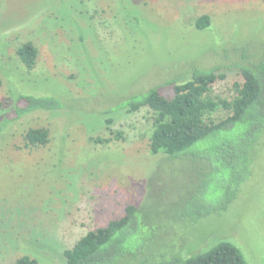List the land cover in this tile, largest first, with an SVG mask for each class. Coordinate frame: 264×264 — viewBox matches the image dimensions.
Segmentation results:
<instances>
[{
  "label": "rangeland",
  "instance_id": "1",
  "mask_svg": "<svg viewBox=\"0 0 264 264\" xmlns=\"http://www.w3.org/2000/svg\"><path fill=\"white\" fill-rule=\"evenodd\" d=\"M202 14L209 30L194 26ZM263 40L264 0H0V264L22 254L62 264L65 248L128 204L149 223L131 263L227 240L247 264H264V132L236 197L199 216L228 187L209 170L217 160L150 154L152 110L118 109L152 86L171 96L164 82L196 65L218 67L225 75L212 93L230 98L241 80L227 68L239 59L236 42L255 59ZM24 41L37 48L31 70L15 54ZM19 93L63 105L17 116ZM32 127H46L48 143L27 145Z\"/></svg>",
  "mask_w": 264,
  "mask_h": 264
},
{
  "label": "trees",
  "instance_id": "2",
  "mask_svg": "<svg viewBox=\"0 0 264 264\" xmlns=\"http://www.w3.org/2000/svg\"><path fill=\"white\" fill-rule=\"evenodd\" d=\"M211 20L208 14H202L195 19L194 26L198 30H209ZM225 44L220 42V46ZM257 46L253 59L248 56L244 44L236 42L240 60L236 59L227 68H237L241 80L234 81V94L230 98L212 93V85L225 75L218 67L196 65L188 74L171 77L164 82L172 87L171 96L163 95L158 87L152 86L138 96L129 97L118 107L126 112L142 106L152 110L153 127L148 143L150 154L162 153L172 158L191 156L209 162L217 160L209 170L224 181L227 177L228 187L216 196L218 204L212 209H205L199 216L228 207L236 197L240 183L250 176L252 161L260 148L264 132V40ZM15 54L27 70L34 68L37 48L31 41L20 43ZM15 100L25 102L23 106L13 105L17 116L37 109H57L63 105L54 96L35 94L19 93ZM2 108L3 101L0 100V110ZM219 108L227 114L215 121L211 115ZM105 121L110 122L111 119L107 117ZM3 123L0 130L5 125ZM120 136L116 134V137ZM23 137L27 145L42 146L49 141V131L46 127H32L26 130ZM143 216V211L135 204L126 205L123 215L88 230L71 247L65 248L62 264H247L239 248L227 240H219L203 250L197 247V251L186 250L183 258L175 255L166 259L164 252H160L146 257L145 261L131 263L140 248V239L149 228ZM13 264L40 262L35 256L22 254Z\"/></svg>",
  "mask_w": 264,
  "mask_h": 264
}]
</instances>
